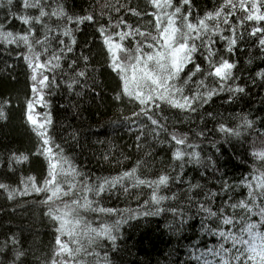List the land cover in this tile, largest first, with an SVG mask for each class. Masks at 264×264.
Returning <instances> with one entry per match:
<instances>
[{"label":"trees","instance_id":"trees-1","mask_svg":"<svg viewBox=\"0 0 264 264\" xmlns=\"http://www.w3.org/2000/svg\"><path fill=\"white\" fill-rule=\"evenodd\" d=\"M44 2L49 11L62 5L69 16H94L91 22L69 24L77 44L62 62V69L54 73L55 84L45 96L47 107L36 105L34 109L41 119L44 113L50 114L52 124L48 129L49 134L54 144L60 145L64 155L81 173L80 181L87 180L96 184L99 179L117 176L137 165L138 175L142 179L154 180L161 174L177 178L174 182L170 181L167 188L162 187L160 194H175L178 199L164 201L162 206L166 210L159 215H136L143 211H155L156 206L148 203L151 189L146 186L134 188L127 182V192L118 186L97 198L101 206L117 209L118 214L101 216L98 213H86L93 226H97L101 219L111 223L129 215L134 218L121 225L115 249L107 240L95 247V252L99 253L96 259L99 264H103V257L107 254L112 264H197V261L191 259L193 249L198 250V255L199 250L220 242L217 237L202 232L201 221L205 214L198 212V203L211 206L215 211L221 203L229 204L245 199L248 189L242 181L250 178L254 167L260 166L259 162H254L252 152L254 148L264 147V81L256 75L264 71V51L260 50L257 39L248 35L251 23L238 30L244 35L232 54L225 51V40L217 37L214 45L218 57L222 55L236 63L234 81H229L225 87L238 84L245 88V94L234 97L226 90L220 91L207 103L201 104L196 112L162 105L161 109H154L152 114L167 127L168 132L154 138L150 130L154 126H151L150 121L143 116H133L134 112L140 110L138 103L129 101L127 97L115 99L122 83L109 66L106 46L98 31L101 25L108 27L109 17L111 25H116L123 18L128 24L151 31L152 25L149 22L152 17L144 15L145 12L153 11L148 0ZM192 2L194 17L197 14L203 17L205 12L216 9L222 0ZM127 6L140 11L141 17L132 15ZM20 7L19 0H15L13 11ZM28 14L38 15V11L29 10ZM6 15L7 10L0 8V19ZM45 22L53 27L66 23L64 20L58 21L56 17L45 18ZM10 27L21 31L26 26L13 20ZM37 35L42 38L39 26ZM224 35L230 33L225 31ZM60 38L68 42V38ZM130 40L125 41L126 46H134ZM21 51L23 49L14 46L8 51L0 48V104L5 106L7 113V119L0 120V183L10 185L13 190L19 188L23 191L24 182L29 176H35L37 183L42 186L47 175L48 161L44 156L35 154L41 147V141L27 120V101L32 98V81L31 70L20 56ZM81 55L88 57L89 78H80L78 85L69 88L75 72L85 68ZM205 55L206 52L201 49L193 57L194 63L199 64L204 71L202 75L198 73L192 77L185 87L188 95L197 90L201 79H205L209 87L218 86L213 78L208 77L209 66ZM73 59L77 61L74 66L71 65ZM192 68L191 64L185 68L181 73V81L187 79ZM129 117L132 118L131 123L125 119ZM241 117L254 121V127H240ZM141 123L148 125V128L144 136L137 140V129ZM221 125L237 129L241 135L237 137L222 132ZM168 133L185 135L187 143L193 147H179L182 151L198 152L200 162H189L188 157H185L181 170V162L173 157L175 142L171 141ZM19 154L28 155L29 160L21 164L13 163L11 157ZM189 182L200 184L201 188L189 192ZM225 183L228 189L222 191ZM211 193L217 195L209 205L205 196ZM188 195L192 196V200L188 199ZM45 200L44 193L35 192L23 196L17 194L9 199L8 193L0 189V248H4L7 242L5 250L0 252V264H11L14 249L25 253L21 258L23 264H49L56 247L55 228L58 224L47 215L48 205L44 203ZM170 207L182 209L185 218L191 219L180 226V217L168 211ZM225 211L231 214L230 208ZM13 238L18 244L12 243Z\"/></svg>","mask_w":264,"mask_h":264},{"label":"snow or ice","instance_id":"snow-or-ice-1","mask_svg":"<svg viewBox=\"0 0 264 264\" xmlns=\"http://www.w3.org/2000/svg\"><path fill=\"white\" fill-rule=\"evenodd\" d=\"M19 2L21 7L13 11L15 0H0V8L7 10V15L0 19V48L5 51L12 46L23 49L20 56L31 70L32 81V98L27 101V120L41 141V147L35 154L44 156L48 161V167L42 186L37 183L35 176H29L24 182L23 191L19 188L13 190L6 183H0V189L8 193L9 199L17 194L23 196L31 192L46 195L44 203L48 205L47 215L58 224L55 228L56 247L51 254L49 264H99L96 259L99 253L95 252V247L107 240L115 249L121 225L134 217L132 215L121 217L111 223L101 219L97 226H93V222L87 219L86 213H98L101 216L118 214L117 209L101 206L97 198L118 186L127 192V182H130L134 188L146 186L151 189L148 203L156 206L155 211H143L136 215H159L166 210L162 206L164 201L178 199L175 194L171 196L160 194L162 187L167 188L169 182H174L177 178L161 174L154 180L142 179L138 175L139 165H137L117 176L99 179L96 184H91L87 180L80 181L81 173L64 155L60 145L54 144L49 134L48 129L52 124L50 114L44 113L41 119L34 109L36 105L47 107L45 96L55 84L54 73L62 69V62L67 59L68 53L74 51V46L77 44L69 24L80 25L86 21L91 22L94 16H69L62 5L49 11L44 0H19ZM148 3L153 11L145 12L144 15L152 17L149 22L152 25L151 31L128 24L123 18L118 20L116 25H111V17L108 27L101 25L98 31L106 46L109 66L122 83L115 99L121 100L127 97L129 101L137 102L140 110L134 112L133 116H143L150 121L151 126H154L150 129L151 133L154 138H158L161 133H167L168 130L152 114L154 109L158 110L162 105H167L186 112H196L201 104L207 103L220 91L226 90L234 97L245 94V88L238 84L225 87L229 81H234L233 70L236 68V63L222 55L218 57L214 45L217 37L225 40V51L232 54L239 41L243 39L244 33L238 30L251 23L252 27L248 35L255 37L260 50L264 51V0H222L216 9L205 12L203 17L198 14L194 17L192 0H148ZM127 8L132 15L141 17V12L136 8L131 6ZM29 10H37L38 15L28 14ZM237 13L240 15L237 16ZM51 17H56L58 21L64 20L66 23L53 27L45 22V18ZM13 20L20 21L26 27L21 31L13 30L10 27ZM37 26L42 29V38L37 35ZM225 31L230 35L225 36ZM61 36L68 38V42L61 39ZM129 40L130 43L134 42V46H126L125 41ZM54 43L55 47H53ZM201 49L206 52L208 77L213 78L218 86L209 87L205 79H201L197 90L188 95L185 93V87L192 77L198 73L202 75L204 71L193 61L194 55ZM81 59L85 68L75 72L72 82L68 85L69 88L78 85L80 78H89L88 57L81 55ZM76 63L75 59L71 61L73 66ZM190 64L193 68L189 70L187 79L181 81V73ZM50 74H53L51 78ZM256 75L264 81V71ZM6 119L5 106L0 104V120ZM125 119L131 123L132 118ZM241 119L240 127H254V121L247 117ZM147 128L148 125L140 124L137 129V140L144 136ZM220 130L237 137L241 135L239 130L228 129L223 125ZM168 134L171 136V141L175 142L176 150L173 157L181 162V170L185 157H188L189 162L197 164L200 162L198 152L182 151L179 147L183 145H187V148L193 147L192 144L187 143L185 135ZM252 156L254 162H259L260 166L254 167L250 178L242 181L248 189L245 199L235 203H221L215 211L211 206L198 203V212L205 214L201 221L202 232L217 237L220 242L205 250H199L198 255L196 254L198 250L193 249L191 259L197 261V264H264V147L254 148ZM28 160L29 156L26 154L11 157V161L15 164ZM212 166L215 168V163ZM189 185V192L201 188L200 184L189 182ZM227 189L226 183L222 185V191ZM216 195L217 193H211L205 196L209 205ZM188 199L192 200V196L188 195ZM226 208L231 209V214L226 213ZM167 210L174 216L180 217V226L187 223V219H191V217L185 218L184 211L178 207H170ZM12 243L15 245L18 241L13 238ZM6 244L7 242L4 248H0V252L5 250ZM14 252L11 264H17L18 261L23 264L21 258L25 253L20 249H14ZM88 257L93 259L90 260ZM103 264H112L107 254L103 257Z\"/></svg>","mask_w":264,"mask_h":264},{"label":"bare ground","instance_id":"bare-ground-1","mask_svg":"<svg viewBox=\"0 0 264 264\" xmlns=\"http://www.w3.org/2000/svg\"><path fill=\"white\" fill-rule=\"evenodd\" d=\"M45 173H46V171H45Z\"/></svg>","mask_w":264,"mask_h":264},{"label":"rangeland","instance_id":"rangeland-1","mask_svg":"<svg viewBox=\"0 0 264 264\" xmlns=\"http://www.w3.org/2000/svg\"><path fill=\"white\" fill-rule=\"evenodd\" d=\"M37 107V106H36Z\"/></svg>","mask_w":264,"mask_h":264}]
</instances>
